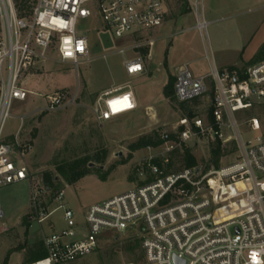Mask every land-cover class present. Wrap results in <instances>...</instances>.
<instances>
[{"label": "built area", "instance_id": "built-area-1", "mask_svg": "<svg viewBox=\"0 0 264 264\" xmlns=\"http://www.w3.org/2000/svg\"><path fill=\"white\" fill-rule=\"evenodd\" d=\"M21 1L0 0V188L30 180L24 160L31 145L21 140L22 126L12 140L3 133L12 101H24L28 95L21 88L23 74L38 62L49 61L51 52L59 63L75 69L80 61L89 62L90 43L78 32L80 21H88L93 32H106L117 42L129 44L117 50L126 75L142 74V57L128 59L125 53L153 47L150 34L164 24L169 3L28 0V7ZM186 1L195 11L193 29L207 38L202 0ZM174 96L179 103L208 98L211 123L198 117L180 119L171 134L160 136L167 153L208 134L221 143L234 141L237 158L218 169L194 166L175 173L148 165L150 183L88 207L82 222L66 206L62 190L46 201L44 196L52 191L41 186L32 192L28 220L43 225L61 212L64 227L44 238L47 257L30 264H66L86 257L108 234H132L140 242L144 264H176L175 258L183 264H264V133L244 142L240 128L258 130L259 125L254 116L243 124L236 119L264 106V61L224 70L212 65L203 76L180 67L175 72ZM45 99V112L74 102L64 91ZM134 110L127 82L102 91L91 112L101 125ZM162 161L169 164L168 158ZM3 218L0 203V232L5 227Z\"/></svg>", "mask_w": 264, "mask_h": 264}, {"label": "rangeland", "instance_id": "rangeland-1", "mask_svg": "<svg viewBox=\"0 0 264 264\" xmlns=\"http://www.w3.org/2000/svg\"><path fill=\"white\" fill-rule=\"evenodd\" d=\"M202 5L208 23L205 46L199 32L193 30L194 8L186 0H169L166 18L172 25L162 31V39L152 47L150 70L153 74L140 81L129 80L142 111L122 115L101 125L94 119L91 108L98 90L128 80L123 75V57L116 53L118 43L106 32L91 31L88 21H80L77 29L91 42L89 62L80 61L75 69L71 64L59 63L55 53L51 52L50 60L41 71L30 69L26 72L24 78L33 75L25 85L30 95L24 102L12 101L11 117L6 121L4 135L15 133L20 125L19 117L43 106L46 95L66 89L71 91L74 102L52 112L40 111L30 116L22 128L21 140H32L31 151L24 160L30 180L0 188L5 225L0 232V264H30L32 248L43 243L52 231L64 227L61 212L55 213L43 225L28 220L32 192L40 190L41 186L44 188L42 176L45 172L55 178V189L44 196L45 200L49 201L52 194L62 190L66 206L75 212L77 221L82 222L88 207L150 183L153 178L148 165L158 166L164 173H175L185 168L186 151L194 158L195 166L204 170L218 169L237 158L234 141L228 139L221 143L211 140L208 134L197 143L190 142L185 148L175 147L168 153V146L163 145L150 150L132 151L129 148L142 137L158 139L165 132L171 134L182 118L198 117L211 123L208 98L187 104L179 103L174 95L171 100L166 99L167 70L155 72L165 53L196 61L197 66L206 69L210 62L206 55L215 66L216 61L239 63L247 60L252 51L264 43L263 5L259 7L247 0H203ZM262 55L260 62L264 61V53ZM125 57L131 58L132 52L127 51ZM168 61L169 69L173 70L174 64ZM147 104L153 106L150 111L143 110ZM252 116L260 130L241 127L244 142L264 133V106L256 107L244 116L236 115V119L243 124ZM218 142L221 155L218 165L214 166L211 151ZM163 158H168L167 166L163 165ZM83 159L88 162L89 172L75 183L67 184L60 176L59 168ZM144 263L140 242L132 234H108L93 253L66 264Z\"/></svg>", "mask_w": 264, "mask_h": 264}, {"label": "crops", "instance_id": "crops-1", "mask_svg": "<svg viewBox=\"0 0 264 264\" xmlns=\"http://www.w3.org/2000/svg\"><path fill=\"white\" fill-rule=\"evenodd\" d=\"M247 2L248 3H250V4H254V5H258L259 7H261V5H263L261 8L262 9H264V0H247ZM202 4H203V0H202ZM167 14H168V12H167ZM170 25H172L171 24V22L170 21H167V18H166V20H165V22H164V24L159 28V29H157V30H155L154 32H152L150 35H151V37H152V39H153V37H155V39H153L155 42L157 41V40H161L162 39V31H164V30H168L169 28H170ZM194 28V27H193ZM194 30V29H193ZM96 33V32H95ZM101 33V32H100ZM98 34H99V32H98ZM199 35H200V37H201V39H202V42L204 43V37L199 33ZM115 42L116 43H118L117 44V47H116V53H117V50H118V48H121V47H128L129 46V44H126V43H119V42H117L116 40H115ZM89 43H90V45H91V42L89 41ZM264 44V43H263ZM262 44V45H263ZM204 46H205V43L203 44ZM262 45H260V47L259 48H255L253 51H252V53H251V55L249 56V57H247L246 59L247 60H243V61H241V62H232V61H227V62H224V61H216V66L214 65L215 63L213 62V60L211 61L209 58H208V56L206 55V60L209 62V65H208V67L206 68V69H202L200 66H197L196 65V61H193V60H184V59H179V58H176V56L175 55H173V54H171V55H169L168 53H167V55H168V57L166 58V53H165V58H163L162 59V63H160L159 65H158V68H155V72L156 73H159V72H161L162 70L161 69H166L167 70V82H168V80H169V78H173V79H175V72H176V70L178 69V68H180V67H183V66H186L187 68H189L193 73H194V75H196V76H203V75H206L208 72H209V70H210V67L212 66V65H214L216 68H218V69H220V70H224V69H232V68H234V67H239V68H245V67H247V66H250L251 64H252V62L254 61V58H255V56H256V54L258 53V51L260 50V48L262 47ZM170 46V45H169ZM172 48V47H171ZM130 52H132V57L131 58H128V59H133V58H136V57H138V56H140V57H142V59H143V65H144V72L142 73V74H139V75H135V76H133V77H129V76H127L126 75V72H125V68H124V65H123V75H124V77L128 80V81H125V82H123V83H121L120 81L119 82H117L116 84H111L110 86H107V87H104V88H102V89H100V90H98V94H97V96L102 92V91H104V90H106V89H109V88H111V87H113V86H118V85H122V84H125V83H127V82H130L129 80H132V81H140V80H142V79H144L147 75H151V74H153L152 72H151V62H150V60L152 59V48H150V49H147V48H145V49H141V50H139V51H130ZM103 56H105V55H103ZM102 56V57H103ZM147 59H148V61H147ZM168 59L174 64V67H173V70H170L169 69V65H168ZM47 61H41V62H38L36 65H35V67L34 68H32V69H34L35 71H41V68H44L43 66L45 65V63H46ZM27 73H25L24 75H23V77H22V80H21V88L23 89V90H25L27 93H28V95L26 96V99L28 98V96L30 95L29 94V92L25 89V85L27 84V80L29 79V77L30 76H33V75H29V76H27V77H25L24 78V76L26 75ZM61 91H64L66 94H68L70 97H72L71 96V91H69V90H66V89H63V90H61ZM132 93H133V96H134V100H135V104H136V110H134L133 112H135V111H138V110H141L142 111V109H139V102H138V100H137V98H136V96H135V94H134V91L132 90ZM52 95V94H51ZM46 96H49V95H46ZM45 96V97H46ZM96 96V97H97ZM25 99V100H26ZM96 99V98H95ZM24 100V101H25ZM24 101H22V102H24ZM94 102H95V100H94ZM193 103V102H192ZM45 106H46V102H45V104L43 105V106H41V107H38L33 113H31V114H29V115H22V116H20L19 118H20V125L18 126V128H17V130L15 131V133L18 131V129L22 126V128L24 127V125H25V122H26V120L30 117V116H32V115H35V114H37L38 112L40 113V111H42L44 108H45ZM94 107V103H93V105H92V108ZM152 107L153 106H151L150 104H147L145 107H144V111H150L151 109H152ZM91 108V109H92ZM133 112H131V113H133ZM15 133H8V134H6L5 135V137H6V139L7 140H12V137L14 136V134ZM27 141V140H26ZM31 140H29V142H30ZM25 163V162H24ZM26 165V164H25Z\"/></svg>", "mask_w": 264, "mask_h": 264}, {"label": "trees", "instance_id": "trees-1", "mask_svg": "<svg viewBox=\"0 0 264 264\" xmlns=\"http://www.w3.org/2000/svg\"><path fill=\"white\" fill-rule=\"evenodd\" d=\"M27 2H28V0H22L20 4L22 6H27L28 5ZM28 7H29V5H28ZM263 53H264V44L262 45V47L258 51L257 57L254 59V61L252 62L251 65L260 62V60L263 59L262 58ZM174 82H175V79L169 78L167 85L164 88V95H165L166 99H168V100H171L173 95H174ZM185 104H187V103H185ZM209 114H210V112H209ZM41 115H43V114H41ZM32 138H34V135L32 136ZM31 141H30V144H31ZM162 144H163V142L160 138L154 139L150 136H147V137L140 138L135 144L131 145L129 148L132 151H138V150L146 149V148L156 149V148L160 147ZM211 154L213 155V159L215 160L213 164H214V166H217L218 165V159L221 155L219 142L216 145L215 149L211 151ZM184 163H185V168H190V167L195 166L194 158L191 157V155L187 151L184 154ZM88 172H89L88 162L84 159L78 160V161L74 162L73 164L67 165L65 168H62V167L59 168V174L62 178H64V180L67 184L75 183L80 178H82L84 175H86ZM54 180H55V178L49 172H45L42 176L43 185L45 187L49 188L51 191H52V189H55ZM32 253H33V255L31 258V263L42 261L47 257V253L44 249L43 243L35 245L32 248Z\"/></svg>", "mask_w": 264, "mask_h": 264}, {"label": "water", "instance_id": "water-1", "mask_svg": "<svg viewBox=\"0 0 264 264\" xmlns=\"http://www.w3.org/2000/svg\"><path fill=\"white\" fill-rule=\"evenodd\" d=\"M174 261H175L176 264H183V262L179 261V260L176 259V258L174 259Z\"/></svg>", "mask_w": 264, "mask_h": 264}]
</instances>
